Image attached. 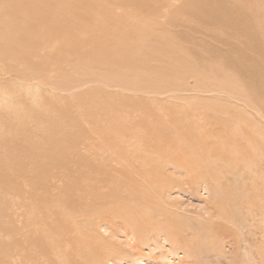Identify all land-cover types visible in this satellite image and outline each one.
Segmentation results:
<instances>
[{
  "label": "rangeland",
  "instance_id": "obj_1",
  "mask_svg": "<svg viewBox=\"0 0 264 264\" xmlns=\"http://www.w3.org/2000/svg\"><path fill=\"white\" fill-rule=\"evenodd\" d=\"M161 181L196 264H264V0H0V264H70V219Z\"/></svg>",
  "mask_w": 264,
  "mask_h": 264
},
{
  "label": "bare ground",
  "instance_id": "obj_2",
  "mask_svg": "<svg viewBox=\"0 0 264 264\" xmlns=\"http://www.w3.org/2000/svg\"><path fill=\"white\" fill-rule=\"evenodd\" d=\"M134 173L135 172H132V174H134ZM143 175H144V173H143ZM136 176L138 178V175H136ZM192 176H195V175H192ZM104 177H106V176H104ZM114 177H113V179H114ZM120 177H122V176L120 175ZM141 177H142V175H141ZM149 177H147V178H149ZM101 181H99V182H101ZM140 181H141V179H140ZM154 181H155V178H154ZM141 183H143V182H141ZM90 184H92V183H90ZM161 184L162 185H157L154 188H152L148 185L147 186H144V185L137 186L136 185L135 188L132 190H129V189H128V191L125 190L124 195H123V193L120 194L118 192L120 195L117 197H114V199H110V198H108V196H106L104 194L98 195L97 196L98 200H97V198L95 199V200H97L98 205L101 204L100 206H105V205H108V204L114 202V204H113L114 206H111V208L106 207V210H101V209L100 210L99 209H95V210L93 209L92 211L88 210V212H87L88 215H86V216L81 215V217H83V218L76 217V218H73L72 220L70 219V222H69L70 227L68 228V232H71L72 236L69 239L67 237V240H70V245H69V248L66 250V252H64L66 254L64 257L66 258L68 256V259H69L68 262L70 264H94L93 259L98 258L99 255H101L100 254L101 250H104V248H105L103 245H102L103 247L101 246V244L106 242V241L102 240V238H105V239H107V243H108V244H106V246L107 247L109 246V248H105V249L107 251L110 250V252H109V254H108V252H104V253H106L107 255H110L113 253L117 257V261H115V259H114V261L112 260V262H113L112 264H134L135 262L137 264H196L193 256L190 254V250H191L192 246H194V247L197 246L198 242L195 239H194L195 241H192V242L186 240V238L182 239L184 237V232H185L186 228H189V229L193 228V224H189V221H191V220H190V217L188 216L190 214L189 212H192V211H190L187 207V208H184L185 214L184 213H178L182 209L179 201H178L179 204L178 203L175 204L176 208L170 207L169 209H167V204H166L167 200H166V198L164 199V194H166L165 193L166 188H165V186H163L162 181H161ZM121 189H123V188H121ZM87 190L89 191V189H86V191ZM167 191L168 192H167L166 196H167V198H169L170 197L169 195L172 193V191H170V189ZM89 192H86L84 194V197H85L84 199H85V201H88L87 203H89V200L92 197L91 193H89ZM223 193H224V191H223ZM232 193L233 192L230 193L231 196H229V194H228V200L227 201L234 200V203H236L238 201V198H239V199H241L240 201H242V203L245 202L244 200H242L245 195L243 196L242 193H237V192H234L237 194H232ZM223 197H225V195ZM221 199L219 200V202L221 201ZM224 199H226V198H224ZM79 200L82 201L81 198ZM222 201H223V199H222ZM224 202L225 201H223L221 203V205H219V206L224 205L223 204ZM248 202L250 204V205L248 204L249 209H250V207L256 206L254 201L252 200V198L249 199ZM227 203L225 202V204H227ZM209 204H211V203H209ZM170 206H172V205H170ZM213 206H215V205H213ZM240 206H241V204H240ZM82 207H84V206H82ZM223 207L225 208L226 206L224 205ZM28 208L30 209V207H28ZM84 209H83V211H84ZM204 210H206V212H207L206 215L200 214L201 213L200 211L197 214H199V218H200L198 220H200V221L202 220L200 225L203 222H205L206 224H204L200 228H197L196 230L197 231L201 230L200 232L204 233V232H207L205 230L207 227H209L210 229H212L214 231V228L211 227L213 225L210 226L209 224H211V220H213V217L218 215V212L214 213V210L212 211L210 206H206ZM215 210H217V208H215ZM93 211H95V212H93ZM237 211L240 212L241 209L238 208ZM219 213H220V211H219ZM81 214H85V212L81 213ZM220 216L222 217L223 215H220ZM92 219H94L95 223H97V224H95L93 222H89ZM221 222L222 221H220V223ZM91 223L95 224V225L102 226V228L101 227L100 228L103 229V231L105 233H107V238H106V236H100L98 234L99 235L98 238L100 239L99 240L96 237L97 235L95 236L93 234L87 233V229H88L87 226H88V224L91 225ZM65 224H68V223H65ZM117 224H119V226ZM90 225H89V227H90ZM179 225H187V227L184 228V226H179ZM196 227H197V225H196ZM55 231H57V230H55ZM62 231H63V228H62ZM94 231L96 232V230H94ZM30 232L31 231H29V233ZM34 232H35V234H37L36 236L41 235L40 233H36V230ZM100 234L102 235L103 233L101 232ZM195 234H196V232H195ZM59 235H61V234H59ZM56 236L57 237L54 238V241L56 243H54V244H56L57 247L62 249V247L64 246V243H65L64 241H66V240H64L65 237L60 238V237H58V235H56ZM123 244L128 245V248L127 249L122 248ZM152 245H153V248L150 247ZM33 246L36 247V245H33ZM49 246L50 245L46 246V249H48ZM146 248H147V251H144V249H146ZM60 249H58V250H60ZM178 250L184 251L185 254H187V256H184L182 259H178V261H175L174 256L178 255V252H177ZM64 253H63V255H64ZM56 254H57V252H56ZM126 254H128V255H126ZM70 255H71V257H70ZM171 259H173V260H171ZM28 262H29V259H28ZM99 263H100V261H99ZM48 264H50V262Z\"/></svg>",
  "mask_w": 264,
  "mask_h": 264
}]
</instances>
